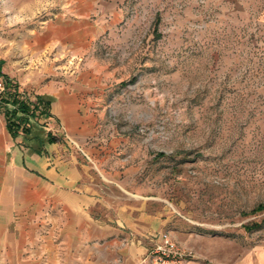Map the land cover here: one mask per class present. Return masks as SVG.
Returning <instances> with one entry per match:
<instances>
[{
  "label": "rangeland",
  "instance_id": "374dc122",
  "mask_svg": "<svg viewBox=\"0 0 264 264\" xmlns=\"http://www.w3.org/2000/svg\"><path fill=\"white\" fill-rule=\"evenodd\" d=\"M0 69L35 74L30 98L87 89L84 124L129 168L114 207L195 264H264V0H0Z\"/></svg>",
  "mask_w": 264,
  "mask_h": 264
},
{
  "label": "crops",
  "instance_id": "0c3cea01",
  "mask_svg": "<svg viewBox=\"0 0 264 264\" xmlns=\"http://www.w3.org/2000/svg\"><path fill=\"white\" fill-rule=\"evenodd\" d=\"M34 75L8 77L32 97L39 82ZM61 85L49 83L36 92L53 96L44 120L62 137L46 143L43 154L22 146L0 112V264H147L148 251L168 232L143 206L124 201L116 208L106 198L105 188L113 184L132 193L124 187L129 168L117 169L125 160L113 155L120 138L104 144L80 114L87 89L82 94L77 83ZM51 120L61 129L51 127ZM186 264L195 262L189 258Z\"/></svg>",
  "mask_w": 264,
  "mask_h": 264
},
{
  "label": "trees",
  "instance_id": "16d2710c",
  "mask_svg": "<svg viewBox=\"0 0 264 264\" xmlns=\"http://www.w3.org/2000/svg\"><path fill=\"white\" fill-rule=\"evenodd\" d=\"M6 90L0 99V112L4 115L9 132L29 152L43 154L46 143L62 141V137L46 130L45 125L39 122L43 117L51 116L53 96L49 94H35L30 98L20 92L18 84L14 83L7 75ZM264 209V204H259L255 210Z\"/></svg>",
  "mask_w": 264,
  "mask_h": 264
},
{
  "label": "built area",
  "instance_id": "2783aa9c",
  "mask_svg": "<svg viewBox=\"0 0 264 264\" xmlns=\"http://www.w3.org/2000/svg\"><path fill=\"white\" fill-rule=\"evenodd\" d=\"M5 90L6 81L0 76V99ZM190 254L180 247L168 233H164L148 251L145 260L149 264H186L187 256Z\"/></svg>",
  "mask_w": 264,
  "mask_h": 264
}]
</instances>
